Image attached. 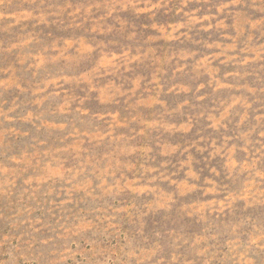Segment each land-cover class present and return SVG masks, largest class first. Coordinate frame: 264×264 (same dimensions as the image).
<instances>
[{
	"label": "rangeland",
	"instance_id": "1",
	"mask_svg": "<svg viewBox=\"0 0 264 264\" xmlns=\"http://www.w3.org/2000/svg\"><path fill=\"white\" fill-rule=\"evenodd\" d=\"M0 264H264V0H0Z\"/></svg>",
	"mask_w": 264,
	"mask_h": 264
}]
</instances>
